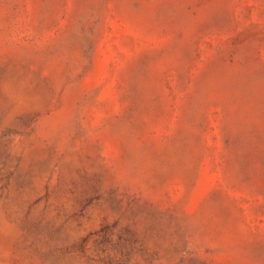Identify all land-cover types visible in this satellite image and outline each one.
<instances>
[{"label":"rangeland","instance_id":"374dc122","mask_svg":"<svg viewBox=\"0 0 264 264\" xmlns=\"http://www.w3.org/2000/svg\"><path fill=\"white\" fill-rule=\"evenodd\" d=\"M0 264H264V0H0Z\"/></svg>","mask_w":264,"mask_h":264}]
</instances>
